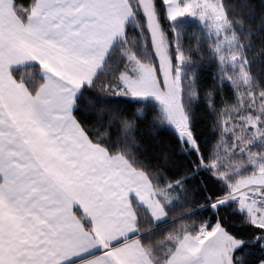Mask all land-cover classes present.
Returning a JSON list of instances; mask_svg holds the SVG:
<instances>
[{"label": "snow or ice", "instance_id": "6c2138e0", "mask_svg": "<svg viewBox=\"0 0 264 264\" xmlns=\"http://www.w3.org/2000/svg\"><path fill=\"white\" fill-rule=\"evenodd\" d=\"M8 2L0 0V8ZM11 6L15 17L11 14L0 17V79L6 80L5 58L11 59L9 54L15 49L34 52L36 56L34 59L29 56L17 60V73L27 69L29 64L39 66V72L12 76V80L27 89L26 75L35 80V87L28 89V95L18 107L0 104V177L3 178L0 181V199L7 198L11 205L24 212H44L45 201L52 197L56 189L54 177L50 174L52 160L59 157L74 159L73 153L79 151L77 145L82 146L85 137L96 142V132L105 130L104 140L101 141H107L105 147L123 145L137 159L146 161V173L154 170L167 177L165 184L168 192L174 189L186 192L193 181L199 186L193 190L197 195L203 194L205 204L200 210L210 211L215 223L205 220L199 240H189L188 246L183 248L181 264H208L200 257L199 250H202L204 233L210 234L217 227L234 242L231 264H264V226L250 224L249 227H254V231L241 229L233 233L219 218L228 203L227 198L221 199L223 189H214L212 185L206 182L201 184L197 179L207 171L205 165L208 155L201 147L192 119L188 120V135L173 127L172 135L169 136L163 128L152 130L153 124L149 122L148 116L150 109L138 113L136 106L140 103L139 97L131 96L129 102L131 88L127 84L102 88L100 93L103 94H98L93 90L96 83L94 76L90 82L67 73L62 77H53L44 63L49 55L67 58L87 70L90 57L102 51L93 39L92 26L84 15L78 14L61 16L55 24L43 22L46 27L40 30L32 26V0H11ZM246 6L244 3L239 5L241 9ZM68 7L79 10L92 5L86 4L85 0H74L68 3ZM24 23H28L30 31L21 27ZM37 49L46 54L41 55ZM257 54L264 57V47ZM54 66L59 68L58 64ZM193 82H196V70L193 71ZM164 136H168L167 144L160 139ZM212 178L218 181V177ZM163 210L167 212L166 207ZM162 218L166 219L167 216ZM146 220L159 223L152 213ZM140 228L138 217L136 229L129 235L136 238L134 244L142 247L144 234ZM248 236L251 239L245 238ZM96 247L102 250L96 264H115L110 255L114 251L112 242L105 241ZM6 248L11 250L8 236L0 230V264H25L19 258L14 261L7 259ZM94 250L89 249L80 256H74L65 264L81 260ZM16 251L21 249L17 248ZM175 254L177 250L173 249L165 257L168 264H175L170 259ZM32 264L39 262L34 261Z\"/></svg>", "mask_w": 264, "mask_h": 264}, {"label": "trees", "instance_id": "16d2710c", "mask_svg": "<svg viewBox=\"0 0 264 264\" xmlns=\"http://www.w3.org/2000/svg\"><path fill=\"white\" fill-rule=\"evenodd\" d=\"M34 2L32 0V5ZM129 2L133 15L125 26L123 37L113 46L95 76L93 90L98 94H103L100 93L102 88L119 84L120 75L128 70L132 57L142 64L157 68L143 10L138 0ZM154 2L168 40L173 65L176 66L179 57L182 58V103L188 120L192 119L193 127L200 137L201 147L208 155L205 165L207 171L197 179L201 184L206 182L214 189H223V199L238 180L264 173V57L257 54L264 47V0L220 1L229 25L227 32L235 37L246 78L240 75L241 68L225 57L228 50L220 46L221 35H213L196 18L186 15L170 21L163 0ZM241 3L247 6L241 9ZM25 72H39V66L28 65L20 73L14 70L13 75H24ZM25 80L28 89L35 87V80L26 75ZM87 92L88 89L85 95ZM149 109L152 130L163 128L171 136L174 126L166 122L161 106L153 99H140L136 106L138 113L142 114ZM104 136L105 130H98L94 136L95 143L106 148L112 155L124 156L134 168L144 172L160 199L166 202L168 219L162 223L146 220L149 212L143 206L134 204L141 224L140 231L144 234L143 245L154 261L161 263L175 249L180 239L200 232L205 220L215 223L210 211L200 210L205 202L203 194L197 195L193 190L199 187L195 181L186 192H179L178 189L168 192L165 184L167 177L154 170L146 173L144 167L147 162L137 159L123 145L105 147L107 141L101 143ZM160 139L167 144L168 136ZM213 176L218 177V181L213 180ZM219 218L233 233L241 229L254 231V227H249L254 223L234 201L228 200ZM245 238L251 239V236Z\"/></svg>", "mask_w": 264, "mask_h": 264}, {"label": "crops", "instance_id": "0c3cea01", "mask_svg": "<svg viewBox=\"0 0 264 264\" xmlns=\"http://www.w3.org/2000/svg\"><path fill=\"white\" fill-rule=\"evenodd\" d=\"M189 1L193 0H163L169 20L176 21L186 15L182 5ZM73 2L35 0L32 26L43 30L46 27L43 22L55 24L61 16L84 15L93 28V39L102 48L98 55L90 57L87 70L67 58L54 55H49L44 63L53 77H62L67 73L90 82L102 68L113 46L123 37L133 11L129 0H85L92 7L79 10L68 7V3ZM9 14L15 17L11 0L0 8V17ZM21 27L30 31L28 23ZM37 51L41 55L46 54L43 50ZM9 55L11 59L5 58L6 80L0 79V104L18 107L28 95V88L11 79L18 67L16 61L29 56L34 59L36 56L34 52L21 49H15ZM54 64H58L59 68ZM134 64L136 67L141 66L138 62ZM77 148L79 151L73 153L75 158L72 160L63 157L52 160L50 174L54 177L56 189L52 197L45 201L44 212H24L11 205L7 198L0 199V230L7 234L11 249H5L7 259L14 261L19 258L25 264L34 261L39 264H65L72 257L94 248L89 255L72 264H96L102 251L96 245L107 241L112 242L114 251L110 255L115 264H168L166 259L161 263L154 261L146 247L134 244L136 238L129 235L136 229L135 203L147 208L159 223L168 219L167 212L163 210L166 202L160 199L150 179L144 172L134 168L124 156L112 155L106 148L86 137L83 145H77ZM2 179L0 177V181ZM257 187L264 188V173L240 179L231 186V192L223 199L236 201L237 198L230 195L241 188L252 190ZM251 204H255L254 201L240 197L238 207L254 224L264 226V211L256 207L255 216L248 214L246 207L249 208ZM164 215L166 219L162 218ZM199 237L200 232L180 239L175 247L177 254L170 259L175 264H181L183 248L188 246L189 240H199ZM214 240L212 235L204 233L199 255L208 264L212 263ZM17 248L21 251L17 252Z\"/></svg>", "mask_w": 264, "mask_h": 264}, {"label": "rangeland", "instance_id": "374dc122", "mask_svg": "<svg viewBox=\"0 0 264 264\" xmlns=\"http://www.w3.org/2000/svg\"><path fill=\"white\" fill-rule=\"evenodd\" d=\"M138 1L145 15L148 30H150L149 32L152 35L150 36L157 59V68L142 64L132 57L130 58V67L120 75L119 84H127L131 88L129 97L136 96L140 99H153L161 106L166 122L188 135V116L181 98L182 58L179 57L177 65H173L168 40L162 29L154 0ZM220 1L193 0L183 4L182 8L186 15L196 18L201 24L205 25L210 33L222 36L220 46L228 50L227 54L225 53V57L230 63L240 67V75L246 78L247 76L245 75L247 74L240 64V53L237 51L235 37L227 32L229 25ZM135 62L140 63L139 65L141 66L136 67ZM255 191H264V188L257 187L252 190L241 188L230 196L234 199L235 197L238 198L236 202L238 206L240 197H246L247 200L254 201L250 193ZM255 205L256 203L251 204L249 208L246 207L248 214L255 216L257 209ZM210 235L215 238L211 264H231L232 249L235 246L231 237L219 227L211 232Z\"/></svg>", "mask_w": 264, "mask_h": 264}, {"label": "built area", "instance_id": "2783aa9c", "mask_svg": "<svg viewBox=\"0 0 264 264\" xmlns=\"http://www.w3.org/2000/svg\"><path fill=\"white\" fill-rule=\"evenodd\" d=\"M250 196L253 197L258 210L264 211V191L251 192ZM237 201H238V198L236 199L235 202Z\"/></svg>", "mask_w": 264, "mask_h": 264}]
</instances>
